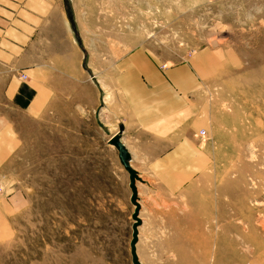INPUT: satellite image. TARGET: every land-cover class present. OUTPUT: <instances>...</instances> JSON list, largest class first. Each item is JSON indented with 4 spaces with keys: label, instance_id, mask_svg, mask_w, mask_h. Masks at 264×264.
<instances>
[{
    "label": "rangeland",
    "instance_id": "1",
    "mask_svg": "<svg viewBox=\"0 0 264 264\" xmlns=\"http://www.w3.org/2000/svg\"><path fill=\"white\" fill-rule=\"evenodd\" d=\"M65 1L85 57L144 46L170 63L217 52L197 95L211 163L193 185L196 217L211 222L213 262L222 252L227 264H264V0ZM14 117L19 147L2 185L24 201L9 216L0 201V264H134L127 173L91 116Z\"/></svg>",
    "mask_w": 264,
    "mask_h": 264
},
{
    "label": "crops",
    "instance_id": "2",
    "mask_svg": "<svg viewBox=\"0 0 264 264\" xmlns=\"http://www.w3.org/2000/svg\"><path fill=\"white\" fill-rule=\"evenodd\" d=\"M76 24L65 0H0V201L5 214L19 212L24 201L22 191L2 185L5 166L19 147L14 113L76 110L91 116L110 157L124 168L111 143L122 129L120 140L140 178L136 253L141 264H227L222 252L213 262L211 222L196 217L202 209L193 187L211 163L199 140L205 128L197 95L219 65V55L203 48L168 63L137 46L118 58L110 50L99 53L100 48L85 57ZM126 173L130 218L136 206Z\"/></svg>",
    "mask_w": 264,
    "mask_h": 264
},
{
    "label": "water",
    "instance_id": "3",
    "mask_svg": "<svg viewBox=\"0 0 264 264\" xmlns=\"http://www.w3.org/2000/svg\"><path fill=\"white\" fill-rule=\"evenodd\" d=\"M67 11H68L69 19H70V21L72 23V26L74 27L73 24H75V21H74L73 12L68 10V8H67ZM121 130L122 129L120 128L119 132L117 134H115L111 138V143L118 150L120 161H121L122 165L124 166V168L126 169V171L129 173L130 187H131V190H132V198H131V200L136 206V209H135V211L133 212V215H132V217H133L135 222L132 225V239H131V242H130V248H131V255H132L133 263L134 264H141V262L138 259L137 253H136V244L138 242V234H139L138 227L141 224V219L139 217V204L137 202L136 181L139 180L140 178H139L138 173L136 172V170L131 166L130 155H129L127 149L125 148L124 144L120 140V131Z\"/></svg>",
    "mask_w": 264,
    "mask_h": 264
},
{
    "label": "built area",
    "instance_id": "4",
    "mask_svg": "<svg viewBox=\"0 0 264 264\" xmlns=\"http://www.w3.org/2000/svg\"><path fill=\"white\" fill-rule=\"evenodd\" d=\"M23 77L26 78L25 75H24ZM199 136H200L201 138H204V137L206 136V131H205L204 129L201 130L200 133H199Z\"/></svg>",
    "mask_w": 264,
    "mask_h": 264
},
{
    "label": "trees",
    "instance_id": "5",
    "mask_svg": "<svg viewBox=\"0 0 264 264\" xmlns=\"http://www.w3.org/2000/svg\"><path fill=\"white\" fill-rule=\"evenodd\" d=\"M73 25H75V24H73Z\"/></svg>",
    "mask_w": 264,
    "mask_h": 264
}]
</instances>
